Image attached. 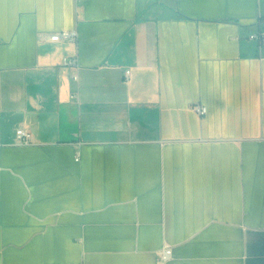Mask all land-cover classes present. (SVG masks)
Returning a JSON list of instances; mask_svg holds the SVG:
<instances>
[{"label":"crops","instance_id":"0c3cea01","mask_svg":"<svg viewBox=\"0 0 264 264\" xmlns=\"http://www.w3.org/2000/svg\"><path fill=\"white\" fill-rule=\"evenodd\" d=\"M262 29L264 0H0V264H264Z\"/></svg>","mask_w":264,"mask_h":264},{"label":"built area","instance_id":"2783aa9c","mask_svg":"<svg viewBox=\"0 0 264 264\" xmlns=\"http://www.w3.org/2000/svg\"><path fill=\"white\" fill-rule=\"evenodd\" d=\"M43 38L60 41V40H77L78 39V31L77 29H64L61 31H55L53 33H48ZM250 38L253 40H257L261 45L264 43V29L251 33ZM64 65H74L79 67L77 57H65L63 61ZM130 69L126 70V75H129ZM74 79H78V75H74ZM192 108L195 112L200 115H205L207 113V106L201 103H194ZM16 136L18 143L20 144H29L31 143V132L25 127H19L16 130ZM173 257V249L172 247H165L159 254V262L161 264L167 263Z\"/></svg>","mask_w":264,"mask_h":264}]
</instances>
